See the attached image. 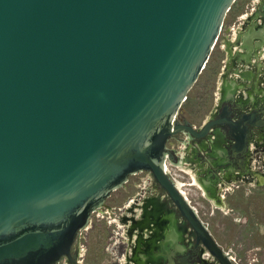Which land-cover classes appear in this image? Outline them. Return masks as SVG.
<instances>
[{"label":"water","instance_id":"water-1","mask_svg":"<svg viewBox=\"0 0 264 264\" xmlns=\"http://www.w3.org/2000/svg\"><path fill=\"white\" fill-rule=\"evenodd\" d=\"M236 0H0V264L70 258L92 211L150 172L233 264L165 172L175 119Z\"/></svg>","mask_w":264,"mask_h":264},{"label":"flooded vegetation","instance_id":"flooded-vegetation-1","mask_svg":"<svg viewBox=\"0 0 264 264\" xmlns=\"http://www.w3.org/2000/svg\"><path fill=\"white\" fill-rule=\"evenodd\" d=\"M216 47L220 65L212 111L199 126L189 124L195 130L205 122L219 121L221 125L214 126L203 141L177 134L172 137L176 147H170L168 140L165 172L170 175L168 165L177 166L192 179L189 185L201 186L208 198L218 203L224 199L223 191L264 185L261 172L255 168L264 157V0H251L247 11L235 15L225 29L222 26L213 49ZM183 120L176 116L178 124ZM143 172L145 180L132 184V194L117 209L105 207L104 201L90 213L87 225L73 242L70 258H61L56 264H219L152 174ZM174 181L213 238L186 197L184 185ZM92 215L106 219L113 227L104 247L107 258L94 256L92 260L88 252Z\"/></svg>","mask_w":264,"mask_h":264},{"label":"rangeland","instance_id":"rangeland-1","mask_svg":"<svg viewBox=\"0 0 264 264\" xmlns=\"http://www.w3.org/2000/svg\"><path fill=\"white\" fill-rule=\"evenodd\" d=\"M251 0H236L223 23L225 29L232 18L250 7ZM217 47L213 49L206 69L202 71L188 98L182 105L178 117H183L195 126H199L212 111L214 105L215 74L219 67ZM173 138L168 146L176 147ZM255 168L261 172L264 179V157ZM167 168V166H166ZM169 176L180 181L186 197L196 208L200 219L207 225L210 233L220 247L232 258L233 264H264V185L262 187H240L221 194L224 199L215 203L209 199L201 186L193 184L189 176L179 172L177 166L168 165ZM253 168V170H256ZM146 178V172H139L128 177V183L112 192L104 202L105 207L118 208L120 203L132 194L133 183L141 184ZM195 181V180H194ZM253 185V184H252ZM114 213H117L114 211ZM113 214H110L112 216ZM91 226L88 232V252L91 259L107 258L104 247L109 243L110 229L106 219L91 216ZM111 226V225H110Z\"/></svg>","mask_w":264,"mask_h":264},{"label":"bare ground","instance_id":"bare-ground-1","mask_svg":"<svg viewBox=\"0 0 264 264\" xmlns=\"http://www.w3.org/2000/svg\"><path fill=\"white\" fill-rule=\"evenodd\" d=\"M164 169H165V171L167 172V168H166V166H165V162H164ZM197 183V182H196ZM177 186V185H176ZM178 188V187H177ZM179 190V189H178ZM180 191V190H179ZM181 193V192H180ZM182 194V193H181ZM183 195V194H182ZM184 196V195H183ZM185 197V196H184ZM187 200V199H186ZM188 201V200H187Z\"/></svg>","mask_w":264,"mask_h":264}]
</instances>
